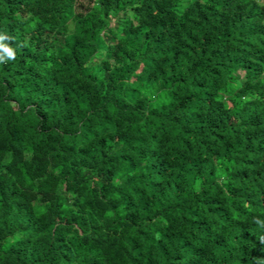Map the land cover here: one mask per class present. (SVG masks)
Wrapping results in <instances>:
<instances>
[{
  "label": "trees",
  "instance_id": "16d2710c",
  "mask_svg": "<svg viewBox=\"0 0 264 264\" xmlns=\"http://www.w3.org/2000/svg\"><path fill=\"white\" fill-rule=\"evenodd\" d=\"M0 264L264 261V1L0 0Z\"/></svg>",
  "mask_w": 264,
  "mask_h": 264
},
{
  "label": "clouds",
  "instance_id": "9594fccd",
  "mask_svg": "<svg viewBox=\"0 0 264 264\" xmlns=\"http://www.w3.org/2000/svg\"><path fill=\"white\" fill-rule=\"evenodd\" d=\"M6 39L8 40L9 37L4 34H0V62H4L8 59L14 60L16 58V52L12 47L5 43ZM253 222L259 227L264 228V221L259 218H254ZM261 242L264 243V237L261 238ZM259 264H264V261L259 262Z\"/></svg>",
  "mask_w": 264,
  "mask_h": 264
},
{
  "label": "rangeland",
  "instance_id": "374dc122",
  "mask_svg": "<svg viewBox=\"0 0 264 264\" xmlns=\"http://www.w3.org/2000/svg\"><path fill=\"white\" fill-rule=\"evenodd\" d=\"M260 1H264V0H260Z\"/></svg>",
  "mask_w": 264,
  "mask_h": 264
}]
</instances>
